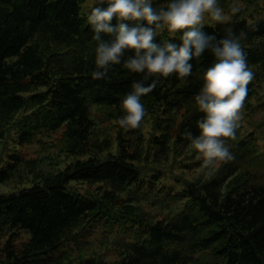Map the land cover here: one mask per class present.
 Instances as JSON below:
<instances>
[{"label": "trees", "instance_id": "16d2710c", "mask_svg": "<svg viewBox=\"0 0 264 264\" xmlns=\"http://www.w3.org/2000/svg\"><path fill=\"white\" fill-rule=\"evenodd\" d=\"M82 1L0 0V143L11 131L14 142L23 144L61 129L62 150L83 157L42 172L35 160L8 152L0 184L33 183L0 193V264H264V150L257 130L238 121L235 139L225 140L235 158L219 163L208 177L181 179L179 188L160 183L161 170L150 173L143 163L149 154L190 144L186 133L199 134L197 121L204 114L194 97L203 71L214 62L210 50L190 61V76L161 77L141 97L152 125L148 140L158 148L144 149L132 140L138 128L116 123L124 115L122 100L143 74L123 67L133 54L126 51L106 78H92L96 41L87 15L99 4L93 0L83 14ZM152 2L159 9L168 0ZM217 2L231 12L229 0ZM227 27L247 33L241 47L254 73L244 102L250 109L249 100L264 82V18L236 13L224 24H204L202 31L221 39ZM180 35H157L155 42L179 44ZM152 79L157 78L145 83ZM96 115L116 127L114 148L99 131ZM197 155L200 165L202 157L192 150ZM23 163L32 178L20 173ZM71 183L96 188L80 191ZM149 198L175 209L153 216L143 203ZM99 227L115 235L113 261L83 254L82 243ZM22 233L26 239L19 241Z\"/></svg>", "mask_w": 264, "mask_h": 264}, {"label": "clouds", "instance_id": "9594fccd", "mask_svg": "<svg viewBox=\"0 0 264 264\" xmlns=\"http://www.w3.org/2000/svg\"><path fill=\"white\" fill-rule=\"evenodd\" d=\"M98 4L87 15L96 41L97 70L92 78H106L113 65L121 64L126 51L133 54L123 59V67L143 74V79L133 83L132 91L122 100L124 115L116 123L123 129L139 128L146 115L141 97L152 92L161 77L190 76L193 67L190 61L210 50L214 62L203 71L202 88L194 97L199 111L204 114L197 121L199 134L193 136L188 132L185 135L190 147L202 157V167L233 160L235 157L225 140L235 139L248 85L254 79L241 47L247 33L241 31L237 35L227 27L224 37L217 39L202 31L206 17L215 23H226V15L217 0H168L166 6L159 9L153 6L152 0H98ZM239 11L238 5L231 6L233 15ZM114 19L115 26L111 23ZM158 30L181 33L180 43L155 42ZM152 77L157 79L146 84Z\"/></svg>", "mask_w": 264, "mask_h": 264}, {"label": "rangeland", "instance_id": "374dc122", "mask_svg": "<svg viewBox=\"0 0 264 264\" xmlns=\"http://www.w3.org/2000/svg\"><path fill=\"white\" fill-rule=\"evenodd\" d=\"M166 4L167 3L163 4L162 7H165ZM92 5L93 0H83L81 2V12L83 14L88 13ZM233 5H238L240 7L238 14L246 17L248 20L264 18V0H229L228 7L231 8ZM224 13L226 15V20L232 16L231 12L224 11ZM214 23L215 22L211 21L210 18H205L204 24ZM178 34L179 33L170 34L166 30H158V35L176 36ZM249 102L250 109H246L248 105L246 106L244 104L241 119L239 121L243 124L245 129L258 131V143L262 150H264V82H262L261 86L257 87L256 94L249 100ZM95 120L97 121V125L100 126L99 131H102L101 133L106 135V137L113 142L114 148L117 129L113 126L112 121H102L100 120L99 115H96ZM139 131L141 136H139ZM135 132L138 134V137L134 135L135 138L132 139L135 144L140 145L147 150L150 148L151 151L158 149L154 146L152 140H148L152 133L150 116H145L140 127ZM14 135V132H8L3 141L0 143L2 147V151L0 150L2 153L0 155V167L6 163V160H8L7 154L11 151L21 154L24 160H35L36 169L42 172L63 169L66 164L74 161L76 158H83L68 155L62 150L61 129L54 133H50L49 136L40 135L37 139L23 144L14 142ZM39 139H43L47 142L43 143ZM192 150L193 149L190 147V144H188L172 152L164 154L159 152L149 154L148 158L143 163L146 165V169L150 170V173L154 172L153 170L155 169L161 170L162 177L160 179V183L174 188H179L181 187V179H194L200 176L208 177L210 173L219 165L218 163L210 168L202 167L203 163L198 165V155L197 157L192 156ZM150 167L152 168L150 169ZM19 169L25 179L33 177L31 174L27 173L28 169L25 167L24 163L19 165ZM32 183V181L28 180L20 182L19 180L11 179L0 184V193L17 191L21 188L31 186ZM158 185L160 184L158 183ZM74 186H76V188L80 191H92L96 188V185L87 184H74ZM159 193L160 192H158L157 195H159ZM157 195H154L153 198H156ZM143 203L146 204V210H148L153 216L157 215V217H161L164 214H167L168 211L175 209L172 205L164 207L161 206V203L159 202L154 203L151 201V198L143 201ZM114 238V233H107L101 227L97 228L86 240V242L82 243L81 246L83 254H103V257L107 261L115 260L117 255L115 253L116 251L113 242ZM25 239L26 234L22 233L19 241H23ZM72 252L73 255L76 256L78 249L73 248Z\"/></svg>", "mask_w": 264, "mask_h": 264}]
</instances>
